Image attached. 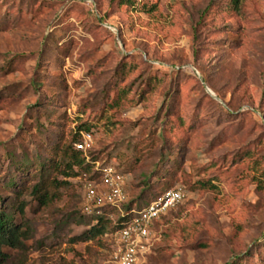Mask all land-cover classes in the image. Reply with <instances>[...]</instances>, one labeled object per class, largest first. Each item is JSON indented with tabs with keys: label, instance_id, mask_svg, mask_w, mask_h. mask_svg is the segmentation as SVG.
Segmentation results:
<instances>
[{
	"label": "rangeland",
	"instance_id": "obj_1",
	"mask_svg": "<svg viewBox=\"0 0 264 264\" xmlns=\"http://www.w3.org/2000/svg\"><path fill=\"white\" fill-rule=\"evenodd\" d=\"M234 2L0 0V214L29 221L5 264H119V213L73 241L84 176L32 194L79 127L129 175L122 206L186 191L137 264H264V0Z\"/></svg>",
	"mask_w": 264,
	"mask_h": 264
},
{
	"label": "built area",
	"instance_id": "obj_2",
	"mask_svg": "<svg viewBox=\"0 0 264 264\" xmlns=\"http://www.w3.org/2000/svg\"><path fill=\"white\" fill-rule=\"evenodd\" d=\"M81 136L82 141L76 143L75 147L86 154L93 144V136L89 132H82ZM97 172L100 173V177L93 179ZM84 178L85 216H102L107 207L121 209L126 202L129 175L121 170L119 165L108 161L97 162L92 174H84ZM185 198V189L176 187L142 210L134 211L131 223L116 233L119 264H137L149 249L150 230L154 221L181 204Z\"/></svg>",
	"mask_w": 264,
	"mask_h": 264
},
{
	"label": "trees",
	"instance_id": "obj_3",
	"mask_svg": "<svg viewBox=\"0 0 264 264\" xmlns=\"http://www.w3.org/2000/svg\"><path fill=\"white\" fill-rule=\"evenodd\" d=\"M234 1L235 4H238L239 2V0ZM79 130L80 135L83 131H89L88 128L84 129V127H79ZM80 141H82V136L80 140H76L72 145H68L64 148L60 159H57L56 155L45 163L44 166H42L41 172L45 175L44 179L41 183L34 187L32 193L41 207L48 206L51 202L57 199V193L55 192L68 184L67 181H59L58 177H63L67 180L83 177L84 174L91 175L96 163L102 162L99 157L87 155L82 151H78L75 144ZM51 174H55L56 177L53 179L48 177V179H46V176ZM99 177L100 173L97 172L92 178L98 179ZM53 189H56V191H53ZM171 189L173 188L170 186L165 187L164 191L156 195L150 203ZM26 208L27 204L25 202H21L16 208L18 214L20 215V223H16L12 215L7 213L0 214V264H5L9 258V255L5 252L6 247L12 249H22L24 247V241L28 238L27 232L29 230ZM142 209L143 208L138 207V210ZM134 211H137L136 204L130 203L127 206H122L121 209L107 207L104 211V215L102 216L87 217L82 215L84 218L92 221L93 226H91V228L81 236L73 239V241H88L105 235L108 230V226L113 225L114 222L111 216L116 213H119V217L113 229L115 232H119L131 223L134 217Z\"/></svg>",
	"mask_w": 264,
	"mask_h": 264
}]
</instances>
